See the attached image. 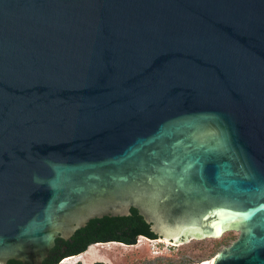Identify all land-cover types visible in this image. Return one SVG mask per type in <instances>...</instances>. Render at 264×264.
<instances>
[{
  "label": "water",
  "instance_id": "1",
  "mask_svg": "<svg viewBox=\"0 0 264 264\" xmlns=\"http://www.w3.org/2000/svg\"><path fill=\"white\" fill-rule=\"evenodd\" d=\"M232 230L264 264V0H0V264Z\"/></svg>",
  "mask_w": 264,
  "mask_h": 264
},
{
  "label": "rangeland",
  "instance_id": "2",
  "mask_svg": "<svg viewBox=\"0 0 264 264\" xmlns=\"http://www.w3.org/2000/svg\"><path fill=\"white\" fill-rule=\"evenodd\" d=\"M238 235L239 232L232 230L225 232L219 238L189 239L179 244L144 241L139 245L140 239H137L136 244L129 247L119 245L97 247L93 251L94 254L100 253L106 259H95L90 264L95 262L104 264H204L234 242ZM88 251L89 249L86 252ZM77 262L85 264L76 260L72 264Z\"/></svg>",
  "mask_w": 264,
  "mask_h": 264
},
{
  "label": "bare ground",
  "instance_id": "3",
  "mask_svg": "<svg viewBox=\"0 0 264 264\" xmlns=\"http://www.w3.org/2000/svg\"><path fill=\"white\" fill-rule=\"evenodd\" d=\"M144 241H147V240H145L144 238H140L139 245ZM111 245H119V246H123V247H129V246L118 244V243L95 244L89 248L88 252L82 253L83 255L80 254V255H77V257L74 256V257H70L68 259H65V260H63V262L61 264H72L75 260L76 261H82L85 264H90L95 259H102V260L106 259L103 255H100V253L98 255L96 254L97 255L96 256L93 251H94V249H97V247L103 248L105 246L107 247V246H111ZM212 260H210L209 262H205L204 264H211Z\"/></svg>",
  "mask_w": 264,
  "mask_h": 264
},
{
  "label": "trees",
  "instance_id": "4",
  "mask_svg": "<svg viewBox=\"0 0 264 264\" xmlns=\"http://www.w3.org/2000/svg\"><path fill=\"white\" fill-rule=\"evenodd\" d=\"M141 237H139V236H136L135 237V242H134V244L133 245H135L136 244V241H137V239L139 240ZM104 244V243H103ZM105 244H107V243H105ZM92 245H95V244H91V245H89V246H87L82 252H80V253H78V254H76V255H73V256H70V257H74V256H76L77 257V255H80V254H82V253H85L88 249H89V247L90 246H92ZM130 246H132V245H130ZM69 257H67V258H64V259H62V260H60V261H58V262H56L55 264H60L63 260H65V259H68ZM80 264V263H79ZM94 264H104V263H102V262H95Z\"/></svg>",
  "mask_w": 264,
  "mask_h": 264
},
{
  "label": "built area",
  "instance_id": "5",
  "mask_svg": "<svg viewBox=\"0 0 264 264\" xmlns=\"http://www.w3.org/2000/svg\"><path fill=\"white\" fill-rule=\"evenodd\" d=\"M150 242L157 243V241H150Z\"/></svg>",
  "mask_w": 264,
  "mask_h": 264
}]
</instances>
